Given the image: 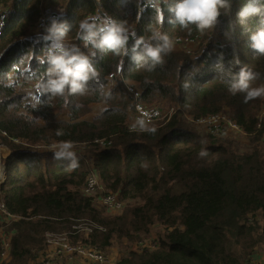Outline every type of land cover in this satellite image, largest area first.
Listing matches in <instances>:
<instances>
[{"label":"trees","instance_id":"1","mask_svg":"<svg viewBox=\"0 0 264 264\" xmlns=\"http://www.w3.org/2000/svg\"><path fill=\"white\" fill-rule=\"evenodd\" d=\"M145 1L0 0L5 21L0 35V147L17 152L27 147L38 159L27 164L24 180L0 188L7 210L0 211V264H37L46 234L77 232L73 226L86 223L82 219L92 225L90 235L81 237L84 243L101 250L121 246L118 252L125 256L115 264H248L264 253V146L256 144L247 155H237L211 134L197 133L180 112L167 123L141 128L132 116L131 93L102 92L108 77L133 63L117 83L135 89L139 104L167 110L179 104L183 113L196 119L228 106L244 131L256 134L253 142L258 143L264 138V125L259 127L258 121L264 96L246 103L244 93L229 91L228 77L215 66L222 58L228 68L238 57L240 64H233V71L246 67L259 73L252 87H264V56L248 47L260 18L250 19L245 29L237 13L249 0H231L230 15L222 14L214 29L200 32L195 26L170 22L168 5L178 0H154L150 6ZM54 18L69 26L62 41L65 47L78 48L99 74L83 94L61 97L38 90L47 80L51 41L44 37ZM91 18L98 25L107 19L123 24L130 36L127 54L85 46L79 39L80 22H92ZM154 31L171 41L198 42L199 49L189 53L173 48L162 53L163 63L155 66L135 62L142 47L133 52L131 33L148 39ZM33 90L40 97L39 106L37 97L28 101ZM98 103H106L105 111L86 119ZM66 112L69 121H62ZM105 139L112 141L107 147L98 142ZM63 142L85 147L75 169L71 160L56 162L50 159L52 153L32 151ZM137 147L140 151L134 152ZM202 151L206 155L201 156ZM92 172L121 197L123 213L101 210L83 193ZM154 225L167 227L158 233L157 248L134 250L151 238Z\"/></svg>","mask_w":264,"mask_h":264},{"label":"clouds","instance_id":"2","mask_svg":"<svg viewBox=\"0 0 264 264\" xmlns=\"http://www.w3.org/2000/svg\"><path fill=\"white\" fill-rule=\"evenodd\" d=\"M231 9V0H178L168 5V11L173 16L171 23H179L183 28L195 26L200 32L214 29L220 23L222 14L230 15ZM254 17L260 18L261 26L249 35L248 47L255 54L264 56V4H261L260 0H249L237 13V21L245 29H247L248 21ZM91 19L92 22H89V19L80 22L79 39L84 41L85 46L91 44L94 48L103 51H112L116 54L123 51L127 54L130 36L123 24L107 19L102 25H98L95 18ZM68 28L67 22L59 23L58 19L54 18L52 27L47 29L49 34L44 39L51 41V47L47 56L49 68L46 83L41 82L38 85L41 95L51 93L52 96L64 97L68 94H83L87 90L89 81L98 78L99 74L88 56L82 54L78 48H68L62 43ZM131 37L135 39L133 52L142 47V53H137L134 59L150 62L153 66L162 64V53H170L174 47L170 38L159 31H154L148 39L136 38L135 32L131 33ZM233 64L237 66L240 64L238 57L230 62L228 68H225L222 58L215 66L222 76L228 77L226 82L229 84V91L233 95L244 93L246 103L264 96V87H252V82L259 78V73L246 67H241L239 72H234ZM143 116L144 118L138 120L141 128L145 126V118L150 119L149 113H144ZM151 131L154 132L155 129L152 128ZM72 149L71 142H63L59 150L55 152L54 158L71 160L70 167L75 169L78 167V159ZM200 155L204 156L206 152L202 151Z\"/></svg>","mask_w":264,"mask_h":264},{"label":"built area","instance_id":"3","mask_svg":"<svg viewBox=\"0 0 264 264\" xmlns=\"http://www.w3.org/2000/svg\"><path fill=\"white\" fill-rule=\"evenodd\" d=\"M155 3L154 0H146L145 5L150 6ZM0 35L3 33L5 27L4 16L0 13ZM43 27L46 28L47 24L44 22ZM176 43L187 44L189 39H179ZM117 77L118 80H123V71L116 73L110 78ZM109 78V77H108ZM123 84H127L124 82ZM108 85V84H107ZM36 103L40 102V97L35 99ZM182 113L189 121L194 125L203 127L207 133L211 134L214 138L227 137L231 142L240 144H246L248 141L254 137L255 133H246L244 129L237 123L233 121L227 115H209L207 117L196 119L193 116H188L183 113L182 108L177 105L170 110H164L160 107L147 108L138 103L135 100V107L133 111V119L138 123V120L144 118V113H149L150 119L145 118V124H156V123H167L176 113ZM264 123V111L262 112L259 119V127H262ZM101 144H107L108 140L98 141ZM6 150V148L4 149ZM1 159V158H0ZM1 172V170H0ZM1 188V186H0ZM88 196L97 195L98 203L101 207L107 209V211L112 213L121 212L124 207V202L121 197L116 195H101L96 193V181L90 179L85 189ZM0 211L7 214V210L3 204H0ZM167 227L163 225H154L153 233L151 238L147 242H142L134 247V250L143 251L144 249H156L158 241V233L165 230ZM87 232H91V229H86ZM73 237L78 235L77 232L70 233ZM105 254L101 250L82 244L81 241L71 240L67 234L60 233H47L46 234V248L42 252L40 260L37 264H115L122 260L125 254ZM256 258V257H255ZM248 264H264V256L259 257L260 259H255Z\"/></svg>","mask_w":264,"mask_h":264},{"label":"rangeland","instance_id":"4","mask_svg":"<svg viewBox=\"0 0 264 264\" xmlns=\"http://www.w3.org/2000/svg\"><path fill=\"white\" fill-rule=\"evenodd\" d=\"M157 5L159 6V4H156V6ZM155 9L158 10L157 7H155ZM83 43H84V41H83ZM172 43L174 45L173 48H178V49H181V50H185V51H187L189 53H194V52H196L199 49V43L191 41V40H189V43H187V44L176 43V40H173ZM135 62H136V60H135ZM132 64H130L128 68L125 66L123 68V71H128L129 68L132 66ZM117 82H118V78L117 77H113V78L109 77L108 83H107L108 85L106 84L105 88L102 90L103 93H105V95L114 94V95H117V96H121L122 95V91L123 90H127L129 93L132 94V96L134 97V100H136V99L138 100V96L139 95H138V92L135 89H133L129 84L125 85V84H120V83H117ZM37 95H38L37 91L33 90L32 93L31 94L29 93V95H28V101L34 100L37 97ZM34 102H35V100H34ZM35 104H36V106H39L40 102L39 103L35 102ZM142 105L144 106V104H142ZM177 105H179V104H177ZM105 106L107 107L106 103H98V104L93 105L92 106V112L86 117V119H88V120L93 119L95 117V115L99 114L102 111L103 107H105ZM164 110H166V109H164ZM263 111H264V103L261 105V109H260L259 114H258V121H259L260 116H261ZM215 115H227L228 117H230L231 120L236 121L234 119V117H233V115L231 113V110H230V108L228 106H224L223 109L219 113H217ZM183 118L185 119L186 123H189L190 126L192 128H194L195 131H197V133H199L201 135H203V134L204 135H208L209 134V133L206 132V130L203 127H199V126L194 125L185 116H183ZM60 119L62 121H69V113L68 112L63 113L61 115ZM263 125H264V123H263ZM161 126H163V125H161ZM174 133H172L171 136ZM171 136H170V138H171ZM255 137H256V134L254 135V137L251 138L250 141H248L246 144H243V147H241L240 144H237V143L229 141L227 139V137L215 138L214 140H218L219 142L218 141H215V142H218L220 145L229 148V150L235 152L237 155H243L244 156V155H247L248 153H250L253 150V148L256 146V144H261V146H264V138H262V140H260L257 143V142H253V139H255ZM106 140L109 141L107 144H101L100 143V145L105 146V147L109 146L112 141L109 140V139H106ZM175 140L176 139H172V141H175ZM209 141H213V139L210 138ZM61 145L62 144L53 143L51 146L43 147V148H40V149L37 147L35 150H32V151H39V152L48 153V154L52 153V156L51 157L48 156V157H50V159L52 161L60 162L61 160H63V161L67 160V159L56 160L54 158L55 152L59 150ZM136 145L138 146V144H136ZM0 148H1V152H0L1 153L0 170H1L2 164L4 163L3 155H5V156L15 155L16 156V163L14 165V168L13 169H7L4 172H2V171L0 172V186H11V185H14L15 183L19 182L20 180H24L27 177V173H28V171H27L28 170V168H27L28 165L27 164L34 163V162L38 161V159L34 158L31 155L32 153H31V151L28 150L27 147H26V149L24 148L20 152L13 151L11 148H9V147H7L5 145H1ZM5 148H6V150H4ZM72 150L76 153L77 157H79V158L84 157V150H85L84 145L73 146ZM136 151H140V150L138 148H136V149H134V152H136ZM87 153H89L88 150H87ZM25 159H27V160H25ZM90 179H94L96 181V193H100L102 196L103 195H116V193L108 191L103 186V183H102L99 175L96 174V172L89 173V176L87 178V182H86V184H85V186L83 188V193L85 195H87L85 189H86L87 184L90 181ZM88 197L92 198L94 200L96 206L99 209L103 210L101 208V206L99 205V203H98L97 195L88 196ZM0 204H3L5 206L4 199H3V196H2L1 193H0ZM121 213H123V212H121ZM82 220L84 222H86V223H80L78 225L73 226V228L78 229V235L77 236L79 238L76 241H81L82 244H84L86 246H91L89 244L84 243L81 237H84V236L87 237V236L90 235L91 232H87L86 229H91L92 230V227H91L92 225L89 223V221L87 219H82ZM87 223H89V224H87ZM53 233H55V234L65 233V234H67V236L71 240H75L74 237L70 234L69 230L55 231ZM117 246L121 248V246L119 244H116L113 248H110L108 250H101V249H99V248H97L95 246H92V247H95V248L101 250L102 252H104L105 254H109L110 255V254H118L117 253L118 250L121 251L120 249H118ZM262 256H264V253L259 252L257 255H255V257H256L255 259L259 260L260 259L259 257H262Z\"/></svg>","mask_w":264,"mask_h":264},{"label":"bare ground","instance_id":"5","mask_svg":"<svg viewBox=\"0 0 264 264\" xmlns=\"http://www.w3.org/2000/svg\"><path fill=\"white\" fill-rule=\"evenodd\" d=\"M4 163L1 166V171L4 172L7 169H13L16 163V156L15 155H3Z\"/></svg>","mask_w":264,"mask_h":264},{"label":"crops","instance_id":"6","mask_svg":"<svg viewBox=\"0 0 264 264\" xmlns=\"http://www.w3.org/2000/svg\"><path fill=\"white\" fill-rule=\"evenodd\" d=\"M108 79H109V78H107V83H108ZM105 109H106V106H105V107H103L102 111H101L99 114L95 115V117H97V116L101 115V114H102V113L105 111Z\"/></svg>","mask_w":264,"mask_h":264},{"label":"water","instance_id":"7","mask_svg":"<svg viewBox=\"0 0 264 264\" xmlns=\"http://www.w3.org/2000/svg\"><path fill=\"white\" fill-rule=\"evenodd\" d=\"M138 148V147H137Z\"/></svg>","mask_w":264,"mask_h":264}]
</instances>
